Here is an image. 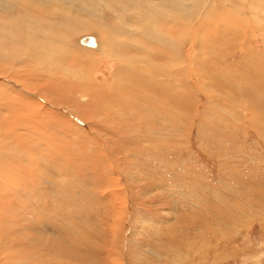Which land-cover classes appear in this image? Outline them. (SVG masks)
Segmentation results:
<instances>
[{"label":"rangeland","instance_id":"obj_1","mask_svg":"<svg viewBox=\"0 0 264 264\" xmlns=\"http://www.w3.org/2000/svg\"><path fill=\"white\" fill-rule=\"evenodd\" d=\"M204 2L0 67V264H264V0Z\"/></svg>","mask_w":264,"mask_h":264},{"label":"bare ground","instance_id":"obj_2","mask_svg":"<svg viewBox=\"0 0 264 264\" xmlns=\"http://www.w3.org/2000/svg\"><path fill=\"white\" fill-rule=\"evenodd\" d=\"M105 2L106 0H0V38L5 39L7 41L8 39H11V40L14 39V40H17L19 43V45L14 47L12 51L8 50V52L5 51L4 49H6L8 46L11 47L13 44L11 45V43H6V45H0V67L1 66L11 67L13 66L14 63H17V64L19 63V65L21 64L25 65L24 62H29L30 64H36L37 66L40 63H43L44 65H46V67H49L50 64L54 63V60L49 59V56H47V54L45 53V50L47 49L46 48L44 49V47L48 46V48H50L53 44H56L57 42L62 44L65 48L72 50V53H75L81 56V53L76 51V46H75L76 40L78 39V37H75V35H79V36L82 35V33H79V32H83L84 34H89L90 32H93V31H97V32L99 31L103 36H106L105 40H107L108 42L105 44L106 49L104 50H106L107 54L113 53L112 55H114L115 52L112 51L113 50L112 47L114 48L116 47V49H120V48L129 49L130 51H133V53L135 54L137 53L136 55H140L141 52L143 51H140L138 46H131V44L127 41L128 40L127 38H129L128 36L131 35L130 30H127V29L132 28L130 27V24H129L130 23L129 21L131 19L127 17L126 18L123 17L124 22L120 21L121 23L118 24L117 22H112L109 17L112 18L115 16H121L125 13L128 14L127 6H129V7H132V9L134 10V11H131V13L134 17V19L133 17L132 19L135 20V23L140 24L141 20H145V21L151 20L154 23L156 18H159V20L166 22V23L167 22L171 23L174 21V24L175 23L178 24L179 21L189 22L195 14L197 16L199 15L198 12L202 6H206L204 4L205 3L204 0H191L189 4L185 0H111L110 3L108 2V4H105ZM56 5L60 6V8L55 9L54 7H56ZM51 8H54V9H51ZM106 11L107 13H105ZM23 13L25 14L35 13L37 17L41 16L43 19L47 20V22L45 23V22L40 21V22H35V23H28L27 26H25V23H24L25 21L23 20L21 16V14ZM169 15L170 16L172 15L175 18L173 20H170L171 19L170 17L169 19H167ZM8 19H13V20L9 21ZM159 20L158 22H160ZM192 20H194V18ZM57 22H61L62 24L58 25ZM148 23H146V25ZM151 27L153 26L151 25ZM141 31H140L141 33L136 34V36L142 37L145 41L151 44L152 43L154 44V42H156L157 40L160 41L159 43H161V41H166L164 39V36L161 35L163 34V33H160L161 31L157 33V36H156V33L154 34L155 36H153L149 30H147V32H144V29ZM28 33H30L34 39L32 40H30L29 38L27 39ZM115 34H121V36L126 37L127 40L125 41L123 38L124 40L123 42H118V38L114 36ZM39 35L40 36L45 35L41 38V41L37 39ZM133 37H135V35ZM182 39H184V37H182ZM113 41H115L114 44H113ZM23 42L25 43L27 47H24V48L21 47V44L24 45ZM78 43L82 47L86 49H90V50L91 49L95 50L99 46L100 48L102 47V45H99L100 43L99 38H96L95 36H92V35L90 36L86 35V36L80 37V39L78 40ZM179 43H180V40H179ZM179 43L177 45H179ZM144 44L145 43H143V45ZM166 45L167 43L164 44V46ZM59 48L60 46L58 47V49ZM161 48L162 50L164 49V47H161ZM64 50L65 49H63V51ZM52 53H55L58 55L57 58L55 57L56 60H58V57L64 59L65 61H69V60L72 61V59L75 58V57L74 58L71 57V55H68V52L66 53L65 51L60 52L58 50L57 52L56 50L52 49L51 55H53ZM61 53H65V54L63 55ZM115 54L116 55L114 56L116 57L117 61H119L120 60L119 54L117 53ZM59 63L55 62L54 63V65H56L55 67H58ZM159 71H161V69ZM39 73H40L39 75H44L42 73H45L46 75L50 74V72L44 66L41 67V69L39 70ZM73 73H74V70H73ZM83 73H85V71ZM49 76L58 80V78H60L62 75H60L59 70L55 68L54 72L51 73V75ZM2 87L3 85H0L1 89ZM2 90L7 92L8 90H12V88L4 87Z\"/></svg>","mask_w":264,"mask_h":264}]
</instances>
